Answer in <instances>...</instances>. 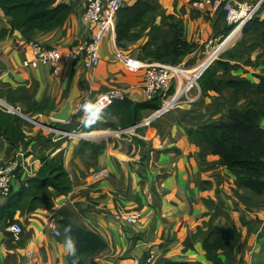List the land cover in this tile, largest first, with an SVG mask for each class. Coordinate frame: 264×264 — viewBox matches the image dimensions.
Wrapping results in <instances>:
<instances>
[{
	"label": "crops",
	"instance_id": "obj_1",
	"mask_svg": "<svg viewBox=\"0 0 264 264\" xmlns=\"http://www.w3.org/2000/svg\"><path fill=\"white\" fill-rule=\"evenodd\" d=\"M136 1L120 0V7L132 6ZM142 1L150 5V10L130 29L124 46L116 43L117 20L100 42L99 62L80 76V97L67 123L54 122L48 114L64 105L75 63L64 64L55 74L50 66L25 67L22 60L31 59L25 46L28 40L62 52L88 43L95 28L83 19L84 0H58V4L69 8L58 25L29 33L14 31L0 42V104L12 107L6 103L11 100L20 113L74 133L56 135L23 120V130L31 138L27 146L14 148L0 138V165L8 166L14 161L18 164L13 191L34 177L41 160L48 156L63 163L71 180L70 192L54 197L52 209L15 216L22 225L21 235L0 231V264H34L37 260L42 264H68L66 239L59 225L63 219L98 235L107 245L104 251L88 257L85 264L91 260L97 264H212L206 258L204 245L214 228H231L239 235V249H233L232 261L227 262V252L220 251L218 264H256L258 256L264 255V195L242 189L224 168L223 160L187 132L189 128L226 119L229 108L245 110L249 102H259L256 76L264 78L259 31L244 34L246 38L234 54L248 49L251 63L223 58L238 67L225 71L217 64L208 66L217 81L250 82L249 92L235 95L220 90L201 95L196 82L197 75L225 47L217 45L207 54L229 25L225 5H253L257 0ZM263 7L264 4L255 13L260 19H264ZM249 16L246 14L242 21ZM0 19L2 26L9 27L1 10ZM174 26L180 40L188 45L182 55L175 54L174 46L169 45ZM151 65L191 68L177 83L176 92L182 88L184 93L174 105L163 106L162 114L143 111L142 120L149 119L137 128L82 132L85 114L80 106L86 98L92 102L109 89L130 88L127 99L145 102V96L135 86ZM189 95L196 101L170 109ZM258 123L264 128L263 118ZM133 138L142 144L134 143ZM99 145L101 148L93 152L92 146ZM101 171L105 175L94 176ZM3 202L0 198V204ZM119 212H138L140 219L128 225L114 218ZM51 218L56 221L59 236L46 226ZM150 255L153 259L146 263Z\"/></svg>",
	"mask_w": 264,
	"mask_h": 264
},
{
	"label": "trees",
	"instance_id": "obj_2",
	"mask_svg": "<svg viewBox=\"0 0 264 264\" xmlns=\"http://www.w3.org/2000/svg\"><path fill=\"white\" fill-rule=\"evenodd\" d=\"M0 10L8 19L9 25V27L2 26L0 19V42L14 31L29 33L56 26L69 13L68 6L58 4V0H0ZM149 10L150 5L142 0L136 1L132 6L118 8L115 32L116 43L119 47L124 46L130 29L140 23ZM234 27L233 24L222 30L221 36L224 40L218 45L224 44L236 28ZM173 29L174 38L169 45L174 46L175 54L182 55L188 45L180 40L178 28L174 26ZM250 31H259L261 41L264 42V19L254 15L247 21L241 28V32L246 34ZM177 47L181 50L178 51ZM218 59L220 60H216L215 63L225 71L238 67L236 64L222 61L223 53L219 54ZM215 77L216 75L209 67L200 74L196 82L201 95L220 90L239 95L249 92L252 88L248 81H217ZM256 78L258 79L257 92L260 96L258 103L249 102L245 110L229 108L226 119L189 128L187 132L205 142L212 154L223 160L224 168L236 178L242 189L262 196L264 195V128L259 125L258 120L259 118L264 119V78L259 76ZM171 96L172 90L141 103L127 98L117 100L103 108L100 119L90 122L87 126L83 122L80 126L81 130L91 132L128 128L142 121L143 111L160 110ZM6 103L13 107L11 100H6ZM22 123L21 117L0 106V138L5 139L14 148L27 146L31 142V138L23 130ZM138 132L139 130H136V133ZM133 141L138 145L142 144L136 138H133ZM92 147L93 152L101 148L100 145ZM70 190V176L63 163L49 156L45 157L41 160L36 175L27 179L17 191L11 190L4 202L0 204V231L6 233L5 230L9 224L17 223L18 221L15 220L17 214L30 216L52 209L54 197L67 195ZM59 225L64 238L70 237L77 249L75 255L68 254V264H85L88 257L99 254L107 247L98 235L79 228L67 219L60 220ZM68 226L70 230L65 232ZM238 240L239 235L233 229L214 228L204 245L207 260L212 264H218V252L226 251L227 262L232 261L233 249H239ZM90 264L97 263L91 260ZM171 264L198 263L174 262Z\"/></svg>",
	"mask_w": 264,
	"mask_h": 264
},
{
	"label": "built area",
	"instance_id": "obj_3",
	"mask_svg": "<svg viewBox=\"0 0 264 264\" xmlns=\"http://www.w3.org/2000/svg\"><path fill=\"white\" fill-rule=\"evenodd\" d=\"M221 1L223 3H227L228 1L232 0ZM84 4L85 8L83 12V19L89 24L93 25L95 28V32L88 43L62 52L56 48L44 46L38 41L28 40L25 42V46L30 52L31 59L24 58L22 60V65L32 68H36L39 65L50 66L53 69V72L58 74L64 64L68 62L76 63L78 60L82 59L85 70H91L95 68L100 59L99 44L106 37L108 31L112 29L114 23L116 22V15L117 10L120 7V0H84ZM263 4L264 0H257L253 5L246 3L241 5L237 4L236 6L226 4V20L229 25L232 23L234 25H238L246 16V14H250L249 18L244 22L245 24L255 15L257 10ZM183 67L184 66L182 65L148 66L143 80L138 86H135V88L141 90L146 100H150L156 95L168 92L170 90H172L173 94L176 92L177 83L180 81V78L183 77ZM129 90L130 88L109 89L100 94L95 100L92 101V103L102 105L103 108H106L115 101L126 98ZM170 98H172V96ZM86 101L90 100L86 98L82 104ZM39 126L48 129L50 132L56 135H61L54 131L56 128L45 127L41 125ZM17 166L18 164L15 161L10 163L8 166L0 165V198L5 199L12 190L14 172ZM99 175L105 174L103 171L94 174L95 177H98ZM114 218L118 221H123L128 225H134L140 219V213L119 212L114 215ZM46 226L48 229L53 231L54 235H60L54 218H51L47 222ZM6 231L17 236L23 233L22 225L16 222L9 224L6 228ZM28 257H31L30 253L28 254ZM152 259L153 256L150 255L148 258H146L145 262L150 263ZM34 264H42V262L37 260Z\"/></svg>",
	"mask_w": 264,
	"mask_h": 264
},
{
	"label": "water",
	"instance_id": "obj_4",
	"mask_svg": "<svg viewBox=\"0 0 264 264\" xmlns=\"http://www.w3.org/2000/svg\"><path fill=\"white\" fill-rule=\"evenodd\" d=\"M237 24H235L234 26H236ZM244 25V24H243ZM243 25L241 26V28L243 27ZM240 28V30H241ZM226 47V46H225ZM224 48L221 50L223 51ZM221 51H219L216 55H219L221 53ZM210 64H208L203 70L202 72L208 68ZM74 70H75V74L73 75L72 77V80H71V84H70V88H69V94H68V97L64 103V105L56 112H51L48 114V117L50 120L54 121V122H57V123H67L71 120L72 118V115H73V112L76 108V101L77 99H79L80 97V92H79V88H78V81H79V78L80 76L84 73L85 71V67H84V64H83V61L82 59L78 60L76 63H75V66H74ZM201 72V73H202ZM200 73V74H201ZM200 75L197 76L196 79H198ZM2 107L6 108L10 113L12 114H16L18 115L19 117H21L22 119H24L21 115H20V112L13 108V107H5L4 105L0 104ZM160 110H158V112H160ZM160 114H162V112H160ZM158 114V116L160 115ZM157 117V116H155ZM35 120V119H34ZM35 121L39 122V124L41 126H45V127H52L51 125H48V124H45V123H42L40 122V120L36 119ZM145 123L144 122H141V123H137V124H134L133 126H131V128H137L139 127L140 125H143ZM56 129H59L61 130L60 128H57ZM263 258H264V255H260L258 256L257 258V262L256 264H262V261H263Z\"/></svg>",
	"mask_w": 264,
	"mask_h": 264
},
{
	"label": "rangeland",
	"instance_id": "obj_5",
	"mask_svg": "<svg viewBox=\"0 0 264 264\" xmlns=\"http://www.w3.org/2000/svg\"><path fill=\"white\" fill-rule=\"evenodd\" d=\"M264 8V7H263ZM241 23V22H240ZM233 24V23H232ZM232 24H230V25H228V26H231ZM259 37H260V35H259ZM246 37L244 36V34L241 32V30H240V32H239V34L237 35V36H235L228 44H226L225 46V48H224V50L223 51H221V53L220 54H222L223 53V58L224 59H230V60H235V61H238V62H240V63H242V64H249V63H251V60H250V57L247 55V53H249V50L247 49H242L241 51H239V53L237 54V55H234L236 52H238L237 51V49H239V48H241V46H242V43H243V41H244V39H245ZM226 39V38H225ZM224 39H222L221 38V40L220 41H217V42H215L213 45H212V47H209L208 48V52H207V54H209L212 50H214L216 47H217V45L218 44H220L222 41H223ZM260 40H261V38H260ZM261 43H262V49L264 50V42H262L261 41ZM207 54H206V56H207ZM218 56L219 55H216L214 58H213V60L209 63L210 64V66L212 67V66H214V64H216L215 62H216V60L218 59ZM231 56H233V58H231ZM191 68H187V67H183L182 68V70L183 71H188V70H190ZM184 75V74H183ZM177 87V86H176ZM184 93V91H183V89L182 88H178L177 89V92L175 93H173L172 94V98H170V99H168L162 106H161V109H162V107L163 106H172V105H174L177 101H178V99L180 98V96L182 95ZM198 97H199V92H198V95H197V97H196V100L198 99ZM182 99H183V102H181V103H179V104H177L176 106H174L173 108H170V109H175L177 106H182V105H188V104H191V103H193V102H195L196 100L195 99H192L191 97H190V95L189 96H186V97H182ZM193 100H195V101H193ZM149 119V117H147V118H145V119H143L141 122H144V121H147ZM23 120V119H22ZM141 122H139V123H141ZM62 126L64 125V124H61ZM61 130H63V131H67V132H73V131H70V130H65V129H63V128H60ZM115 131H117V130H115ZM74 134V133H73ZM75 134H78V133H75ZM62 136H65V135H62ZM73 138V137H72ZM74 139H77V138H74ZM35 261V260H34Z\"/></svg>",
	"mask_w": 264,
	"mask_h": 264
},
{
	"label": "clouds",
	"instance_id": "obj_6",
	"mask_svg": "<svg viewBox=\"0 0 264 264\" xmlns=\"http://www.w3.org/2000/svg\"><path fill=\"white\" fill-rule=\"evenodd\" d=\"M81 110L84 112V124L87 126L90 122H94L101 118L103 114V106L93 104L91 101H86L80 106ZM70 230V226L65 228V232ZM65 247L67 249L68 254L75 255L77 252L76 246L73 240L68 237L65 240Z\"/></svg>",
	"mask_w": 264,
	"mask_h": 264
},
{
	"label": "bare ground",
	"instance_id": "obj_7",
	"mask_svg": "<svg viewBox=\"0 0 264 264\" xmlns=\"http://www.w3.org/2000/svg\"><path fill=\"white\" fill-rule=\"evenodd\" d=\"M246 21V20H245ZM245 21H241V23H239V26H235L233 29V31L230 33V35L228 36V38L225 40L223 46H225L226 44H228L235 36H237L240 32V28L241 26L244 24ZM225 48V47H224ZM223 49V48H222ZM221 49V50H222ZM220 50V51H221ZM204 69V68H203ZM202 69V70H203ZM202 72V71H201ZM200 72V73H201ZM200 73L198 75H200ZM197 75V76H198ZM197 78V77H196ZM0 103H2L0 101ZM4 103V102H3ZM5 105V104H4ZM20 115L24 118L23 120L27 121V122H30V123H33V124H37V125H40L39 122L35 121L32 117L28 116L27 114H24V113H20ZM54 131L58 134H61V135H65V136H70V134H73V132H67V131H63V130H59V129H54Z\"/></svg>",
	"mask_w": 264,
	"mask_h": 264
}]
</instances>
